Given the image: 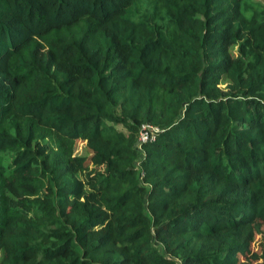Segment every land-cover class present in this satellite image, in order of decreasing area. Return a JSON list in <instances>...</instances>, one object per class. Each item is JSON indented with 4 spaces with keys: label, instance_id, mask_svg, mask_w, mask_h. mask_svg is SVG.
<instances>
[{
    "label": "trees",
    "instance_id": "trees-1",
    "mask_svg": "<svg viewBox=\"0 0 264 264\" xmlns=\"http://www.w3.org/2000/svg\"><path fill=\"white\" fill-rule=\"evenodd\" d=\"M263 223L264 0H0V264H264Z\"/></svg>",
    "mask_w": 264,
    "mask_h": 264
},
{
    "label": "rangeland",
    "instance_id": "rangeland-1",
    "mask_svg": "<svg viewBox=\"0 0 264 264\" xmlns=\"http://www.w3.org/2000/svg\"><path fill=\"white\" fill-rule=\"evenodd\" d=\"M224 84H222L223 87ZM89 151V149L87 148L86 144H85V140L78 138L75 140L74 143V152L75 153H87ZM158 246H160V243L158 240L154 241ZM254 245H255V249L260 251L263 247H264V223L262 224V231L255 234L254 236Z\"/></svg>",
    "mask_w": 264,
    "mask_h": 264
},
{
    "label": "built area",
    "instance_id": "built-area-1",
    "mask_svg": "<svg viewBox=\"0 0 264 264\" xmlns=\"http://www.w3.org/2000/svg\"><path fill=\"white\" fill-rule=\"evenodd\" d=\"M156 129L157 127L151 124H142L139 129L138 142H143L152 139L154 136V130Z\"/></svg>",
    "mask_w": 264,
    "mask_h": 264
}]
</instances>
